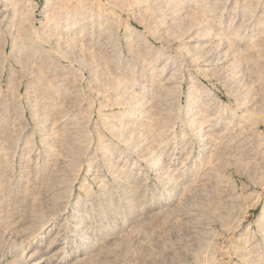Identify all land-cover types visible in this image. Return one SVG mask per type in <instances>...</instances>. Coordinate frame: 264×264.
<instances>
[{"label":"rangeland","instance_id":"374dc122","mask_svg":"<svg viewBox=\"0 0 264 264\" xmlns=\"http://www.w3.org/2000/svg\"><path fill=\"white\" fill-rule=\"evenodd\" d=\"M0 264H264V0H0Z\"/></svg>","mask_w":264,"mask_h":264}]
</instances>
